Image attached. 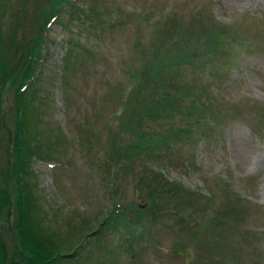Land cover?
<instances>
[{
  "label": "rangeland",
  "instance_id": "obj_1",
  "mask_svg": "<svg viewBox=\"0 0 264 264\" xmlns=\"http://www.w3.org/2000/svg\"><path fill=\"white\" fill-rule=\"evenodd\" d=\"M68 1L73 7L44 29L31 89L50 143L24 180L36 220L55 243H67L62 264H264V0ZM52 2L0 0L1 37L12 49L0 66V121L6 117L11 134L9 71ZM212 34L225 47L201 73L192 64L202 65L198 53ZM176 58L182 83L198 88L210 115L205 122L173 112L155 126L190 127L195 141L171 139L156 158H133L128 171L121 158L112 175L116 147L132 138L123 128L127 97L150 62L176 67ZM147 129L154 126L145 120ZM3 137L0 168L15 160ZM12 182L0 223L7 262L24 255L27 240ZM115 210L111 230L105 222Z\"/></svg>",
  "mask_w": 264,
  "mask_h": 264
},
{
  "label": "trees",
  "instance_id": "obj_2",
  "mask_svg": "<svg viewBox=\"0 0 264 264\" xmlns=\"http://www.w3.org/2000/svg\"><path fill=\"white\" fill-rule=\"evenodd\" d=\"M73 7V4L68 0H53L50 9L45 13L42 25L37 29L36 37L26 45L27 51L22 55L19 63L15 65L12 70H8L10 80L14 85V132L11 134L9 129L5 128L6 117L0 121V134L9 140L13 145V152L15 160L13 162H5V166L0 168V223L5 216V211L10 207V199L8 195V185L15 182L19 190L20 207H19V227L22 237L27 240L22 243L24 248V255L16 259H10L7 262L5 250L1 249L3 243L0 242V264H62L65 257L61 255L62 249L67 244L66 242L59 244L53 240L54 235L48 236L46 230L42 228L40 220H36L34 215V207L30 203L31 198L29 191H26V184L24 182L27 174V169L30 161L34 156H39L42 147L49 145V135L46 137L38 129V112L36 111L35 92L31 89V84L36 74V65L40 59L43 46L46 44L44 39V29L49 25L50 21L54 19L59 12L66 8ZM210 41L205 47L204 52H199V60L201 64L195 69H199L201 73L205 72L208 64L212 58H216L222 52L225 45L218 43L216 34H212ZM2 33L0 30V66L6 69L4 63L6 59L3 52L12 51L10 46H7L2 41ZM180 41V40H179ZM177 42L180 45L182 41ZM13 45V44H12ZM13 47V46H12ZM18 49V46L15 48ZM176 67L171 66L170 61L162 65H155L150 62V66L145 69L144 79L137 85V90L134 89L127 97L125 102V112L123 120V128L131 135V141L125 146H117L115 155L117 158L113 161L111 166V174L115 175V167L118 166L119 159H125L128 167H124V171H128L131 160L133 158L150 157L156 158V154L162 152V148H168L171 139H191L195 141L194 133L190 127L182 128L170 126L163 130L158 123L167 121L175 113L180 114L185 119L196 117L207 120L210 115L209 112L202 108L199 104V99L202 94L197 91L198 88H193L181 81V68L184 64L182 59L176 58ZM153 62H158V59H152ZM4 73V80L9 78L7 72ZM135 98V99H133ZM184 100V101H183ZM189 100L190 104L185 105L183 102ZM181 103V104H180ZM183 103V105H182ZM208 114V115H207ZM211 117V116H210ZM149 122L154 126V129L142 130V122ZM205 123V128H207ZM204 129V127H203ZM11 134V136H10ZM44 139V140H43ZM7 154V152H6ZM8 156V155H7ZM13 156V157H14ZM8 163V164H7ZM150 178L153 181H158L159 176L154 172H150ZM143 185L145 181H141ZM8 184V185H7ZM7 186V187H6ZM170 191H175L171 189ZM152 197L154 192L151 193ZM29 201V203H28ZM118 211L112 213L109 221L113 224L111 229L115 228ZM149 210L146 214H149ZM120 219V218H118ZM119 222H121L119 220ZM118 222V224H119ZM118 224L116 226H118ZM121 225V223H120ZM134 236V235H133ZM132 235V239L134 238ZM23 237V238H24ZM130 237V238H131ZM129 242V240H128ZM131 246V243H130ZM75 254V253H74ZM73 254V256H74Z\"/></svg>",
  "mask_w": 264,
  "mask_h": 264
}]
</instances>
